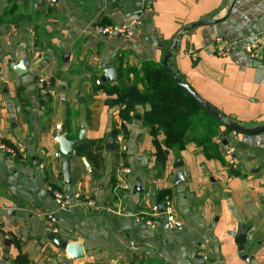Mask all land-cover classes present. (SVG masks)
<instances>
[{
	"label": "crops",
	"instance_id": "crops-1",
	"mask_svg": "<svg viewBox=\"0 0 264 264\" xmlns=\"http://www.w3.org/2000/svg\"><path fill=\"white\" fill-rule=\"evenodd\" d=\"M15 1L13 19L8 16L0 25V143L16 154L0 153V259L9 240L6 264L19 254L29 264H264V132L219 133L214 138L218 156L189 142L180 152L171 150L161 169L142 123L148 107L138 106L126 125L124 158L104 145L95 174L74 153L70 185L64 184L55 140L61 126L66 136L76 138L83 127L85 141L106 139L118 124V107L108 108L107 96L96 88L104 69L116 70L120 60L140 75L142 62L161 63L173 35L199 22L210 24L183 33L169 64L227 121L246 129L263 126L264 65L243 55L238 43L264 34V0H234L229 10L230 0H59L40 8L34 0ZM6 2L0 0V13ZM137 19L140 25L128 37L93 32L99 24ZM216 36L232 45L227 57L214 54ZM20 60L26 69L22 76L13 70ZM227 151L235 169L228 165ZM121 165L130 170L131 189L115 193ZM178 172L184 183L174 185ZM49 189L69 200V207L60 209ZM161 190H169L173 199L182 223L178 230L161 222L148 230L137 220L157 203ZM86 199L95 207L84 206ZM47 214L56 217L60 240L82 246L81 259L49 240ZM239 224L248 228L245 259L232 237Z\"/></svg>",
	"mask_w": 264,
	"mask_h": 264
},
{
	"label": "trees",
	"instance_id": "trees-1",
	"mask_svg": "<svg viewBox=\"0 0 264 264\" xmlns=\"http://www.w3.org/2000/svg\"><path fill=\"white\" fill-rule=\"evenodd\" d=\"M16 3L15 0H7L0 13V25L5 23L8 16L13 19L17 9ZM169 60L167 66L170 72L162 66V62L146 61L140 64V75L135 66H124L119 60L116 64L117 82L96 85V88L102 89L107 96L106 106L110 109L118 107V124L111 127L107 137L115 139L118 134L125 137L128 134L126 125L134 120L136 107H148L142 114V123L151 137L154 162L161 169L165 167L171 150L180 152L189 142L218 156L219 145L214 138L219 133L225 135L232 132L178 86L177 80H182L172 68V63L169 64ZM107 137L102 141H84L74 152L76 157L86 159L95 174L101 170L97 153L103 149ZM66 138L73 140L75 136L67 135ZM230 172L237 175L233 170ZM166 195L170 196L169 190L157 192V203H161ZM11 239L20 248L12 235ZM12 264L29 262L25 255L19 254L12 260Z\"/></svg>",
	"mask_w": 264,
	"mask_h": 264
},
{
	"label": "built area",
	"instance_id": "built-area-1",
	"mask_svg": "<svg viewBox=\"0 0 264 264\" xmlns=\"http://www.w3.org/2000/svg\"><path fill=\"white\" fill-rule=\"evenodd\" d=\"M140 25L139 20H132L126 24H121L117 26H105V25H96L93 29V32L96 35L105 38H124L131 36L135 28ZM214 54L218 57H227L233 51L231 44L227 43L222 37L216 36L212 41ZM239 47L243 55L248 59L257 61L264 65V34L255 37H249L241 40ZM40 83L44 87H49V83L44 80H40ZM96 85L100 84V80L95 81ZM41 86V92L45 94V89ZM57 141V137L55 138ZM115 152L120 160H122L127 152V146L125 143V138L122 134L116 135L115 139ZM0 153H4L9 157L15 156V151L6 147L4 144L0 143ZM58 157V155H56ZM226 157H228V165L235 169V164L230 158L229 151L226 152ZM130 174V170L121 165L117 171V184L115 186V193L120 191H129L131 185L127 182L126 177ZM52 198L56 205L60 209H67L69 207V200H67L62 194L57 191L49 189ZM84 206L89 208L95 207V202L92 199H86L83 201ZM159 206H162L163 211L160 212ZM46 223L49 228V232L57 235L59 233L57 227V219L53 214H47ZM137 220L143 224V226L148 230H153L159 226L160 222L168 230H178L182 227L181 221L176 217V211L171 196L166 195L160 204L154 203L150 205L145 210H142L139 215H137Z\"/></svg>",
	"mask_w": 264,
	"mask_h": 264
},
{
	"label": "water",
	"instance_id": "water-1",
	"mask_svg": "<svg viewBox=\"0 0 264 264\" xmlns=\"http://www.w3.org/2000/svg\"><path fill=\"white\" fill-rule=\"evenodd\" d=\"M18 1H24V0H18ZM36 7L40 8L42 7L46 2H50L52 4L57 3L59 0H34ZM234 0H230V3L228 5V10L233 5ZM210 24V22H199L194 23L188 27L182 28L178 30L173 37L171 38L168 46V50L165 53V55L162 58V66L165 67L169 72L167 62L171 57V52L176 49L177 40L183 33L189 32L193 30L194 28H198L201 26H205ZM68 55L63 54L62 60L64 62L67 61ZM13 70L16 72L18 76H22L26 73L24 61L20 60L18 64H16L13 67ZM101 83H107V84H115L117 82V73L115 68L108 67L105 68L103 71V74L100 78ZM177 84L180 88H182L187 94H189L192 98H194L202 107L204 110H206L212 117H214L217 121L221 122L225 128H228L229 130L244 134V135H255L264 132V125L254 127L252 129H246L242 125H239L237 123H233L230 121H227L225 117L219 113L216 109L212 108L209 104H207L205 101H203L188 85L184 84L183 82L177 80ZM84 129L83 127H80V130L77 134V137L73 140H68L66 138V131L65 127L61 126L60 130L57 135V144L59 148V156L62 158V171H63V177H64V184L70 185V175H69V158L74 155L75 150L84 143ZM105 150L108 152H114L115 151V142L113 137L109 136L107 137L106 144H105ZM177 165H174L175 168L179 167V163H176ZM35 166H38V163H35ZM87 168L88 165L86 164ZM178 166V167H177ZM184 181L182 179L181 173H176L174 178V185L177 184H183ZM134 190L136 192L140 191L139 184L135 183ZM160 212L163 211L162 206H159ZM248 233V228L244 225L239 224L237 227L236 233L232 236L234 239V243L238 245V254L242 259H245L244 255V244L247 243L246 235ZM49 240L53 243L54 246L58 248H62L65 250V252L74 260L81 259L83 257V250L82 246L80 244H68L63 242L58 238L57 235H54L52 233L48 234ZM3 256L0 259V264H6V262L9 259V247H10V241L6 240L3 243Z\"/></svg>",
	"mask_w": 264,
	"mask_h": 264
},
{
	"label": "rangeland",
	"instance_id": "rangeland-1",
	"mask_svg": "<svg viewBox=\"0 0 264 264\" xmlns=\"http://www.w3.org/2000/svg\"><path fill=\"white\" fill-rule=\"evenodd\" d=\"M245 39H246V38H245ZM72 105H73V106L76 105V102H72ZM224 154H225V156H226V152H225ZM229 167H230V166H229ZM235 168H236V167H235ZM168 196H169V195H168ZM162 225H163V224H162ZM163 226H164V225H163ZM157 227H158V226H157ZM157 227H156V228H157ZM156 228H155V229H156ZM153 230H154V229H153ZM172 231H173V230H172Z\"/></svg>",
	"mask_w": 264,
	"mask_h": 264
}]
</instances>
